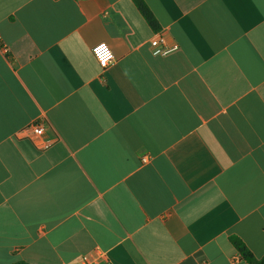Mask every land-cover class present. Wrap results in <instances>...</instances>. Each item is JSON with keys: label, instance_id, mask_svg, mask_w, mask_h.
Returning a JSON list of instances; mask_svg holds the SVG:
<instances>
[{"label": "crops", "instance_id": "1", "mask_svg": "<svg viewBox=\"0 0 264 264\" xmlns=\"http://www.w3.org/2000/svg\"><path fill=\"white\" fill-rule=\"evenodd\" d=\"M144 2L0 0V264L264 257V0Z\"/></svg>", "mask_w": 264, "mask_h": 264}, {"label": "built area", "instance_id": "2", "mask_svg": "<svg viewBox=\"0 0 264 264\" xmlns=\"http://www.w3.org/2000/svg\"><path fill=\"white\" fill-rule=\"evenodd\" d=\"M150 46L152 54L155 56H167L179 50L178 44L169 45L167 38L163 32H158L156 37L150 40ZM94 55L97 62L102 67H107L114 61V53L109 47H100L94 49ZM30 133L33 137L39 140L38 147L41 150H47L52 145V141L45 139L46 128L43 123L39 121H33L28 124L24 130ZM77 264H112L105 251L97 248L92 253L85 254L81 257Z\"/></svg>", "mask_w": 264, "mask_h": 264}, {"label": "trees", "instance_id": "3", "mask_svg": "<svg viewBox=\"0 0 264 264\" xmlns=\"http://www.w3.org/2000/svg\"><path fill=\"white\" fill-rule=\"evenodd\" d=\"M134 5L137 6L138 10L142 14V16L145 18V20L148 22V24L153 29H158V23L144 0H133ZM230 242L234 245V247L238 250L240 253L242 259L247 262L248 264H264V257L262 259H257L250 250L246 247V245L237 237H232ZM15 264H27L23 261L17 262Z\"/></svg>", "mask_w": 264, "mask_h": 264}]
</instances>
